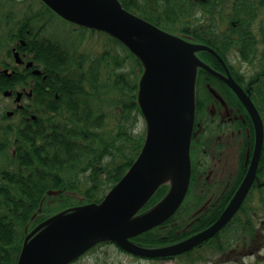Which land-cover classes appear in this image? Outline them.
<instances>
[{
	"label": "trees",
	"instance_id": "1",
	"mask_svg": "<svg viewBox=\"0 0 264 264\" xmlns=\"http://www.w3.org/2000/svg\"><path fill=\"white\" fill-rule=\"evenodd\" d=\"M119 1L126 10L182 38L190 27L194 37L190 42L205 44L222 57L228 44L234 45L238 54L243 51L239 15L231 17L237 21L236 28L229 24L222 32L212 30L218 38H211L202 28L214 24L215 15L207 21L194 22L197 19L194 0ZM225 1L198 0V3L217 10L222 19ZM45 11L48 9L42 4L33 17L42 16ZM81 30L78 42L88 41L97 32L104 34L112 45L90 55L78 54L73 43L68 48L43 38L28 42L36 63L46 75L40 82L49 87V96L42 95L41 107L35 111L36 120L18 130L16 156L6 155V163L0 165V264H17L26 235L56 212L100 202L134 163L144 144L146 128L138 126L139 120H144L138 101L143 63L115 37L84 27ZM261 39L260 52L264 57V26ZM115 45L126 52L121 60L113 53ZM250 50L255 52V48ZM197 56L211 68L213 61L217 62L206 51L198 52ZM203 72L206 70L197 68L196 82ZM191 172L189 191L179 209L162 224L131 238L132 242L162 247L202 231L220 216L242 178L240 175L226 181L225 177L217 180L210 177L209 184L207 179L201 182L194 164ZM169 188L168 182L161 184L137 215L157 205ZM261 218H264V163L230 222L200 246L172 258L201 264L216 254L228 257L238 253L239 257L232 258L234 262L252 255L249 257H256L253 263L260 264L264 255L258 251L251 254L249 246L264 240L258 227ZM107 243L115 244L101 241L96 246Z\"/></svg>",
	"mask_w": 264,
	"mask_h": 264
},
{
	"label": "water",
	"instance_id": "2",
	"mask_svg": "<svg viewBox=\"0 0 264 264\" xmlns=\"http://www.w3.org/2000/svg\"><path fill=\"white\" fill-rule=\"evenodd\" d=\"M41 1L72 23L114 36L141 60L145 68L138 101L146 137L137 159L100 203L64 209L39 223L26 235L17 264H67L103 240H112L141 257L172 256L214 236L243 203L256 176L262 146L263 128L257 110L231 80L256 128L253 157L233 198L213 224L180 242L148 248L130 241L167 220L186 195L191 176L196 69L200 66L217 74L195 53L203 50L220 57L206 45L187 42L132 14L118 0ZM165 182H170L165 197L149 211L136 215Z\"/></svg>",
	"mask_w": 264,
	"mask_h": 264
},
{
	"label": "flooded vegetation",
	"instance_id": "3",
	"mask_svg": "<svg viewBox=\"0 0 264 264\" xmlns=\"http://www.w3.org/2000/svg\"><path fill=\"white\" fill-rule=\"evenodd\" d=\"M193 12L197 17L194 22L207 21L211 15H215L214 24L202 28L211 38H218L212 30L222 32L229 24L236 28L237 21L231 17H241L242 53L238 54L235 46L228 44L225 56L218 54L220 59L215 56L217 62L212 63L211 69L218 75L204 69L206 72L195 83V120L190 143L191 167L194 164L201 182L207 179L210 184V177L213 180L225 177L227 181V178L242 175L240 184L252 160L256 128L246 103L229 80L248 95L262 123L258 176L259 168L264 163V57L260 52L264 0H226L221 12L222 19L217 10H209L206 5L202 7L198 0H194ZM52 19L47 14L37 18L33 17V13L24 16L22 0H0V87L6 86L0 90V97L5 102L0 107V145L5 147L8 144L13 156L18 150L15 145L18 130L36 120L35 111L41 107L42 95L49 96V87L40 82L46 75L36 63V55L28 42H39L43 38L62 44L70 43L69 38L61 39L49 31ZM59 19L63 20L61 17ZM190 31L189 27L188 33H183L187 41L194 39ZM250 47L255 48V52H251ZM36 69L40 70L39 74L34 72ZM2 151L5 156L6 150ZM263 247L262 239L249 246L250 253L261 251ZM87 253L90 251L80 258ZM151 260H173L181 264L179 258L172 257Z\"/></svg>",
	"mask_w": 264,
	"mask_h": 264
},
{
	"label": "rangeland",
	"instance_id": "4",
	"mask_svg": "<svg viewBox=\"0 0 264 264\" xmlns=\"http://www.w3.org/2000/svg\"><path fill=\"white\" fill-rule=\"evenodd\" d=\"M23 1V11L24 16L30 13H35L36 10L40 9L41 6L37 2V0H22ZM49 31L55 36H58L61 39L69 38L70 43H66L68 48L73 46L77 47V53L82 54H91L97 55L102 51L104 46H111L112 42L107 39L104 34H96L92 38H89L88 41L85 42H78L79 38L83 31L76 26H72L68 22H65L57 17L55 20L52 19V22L49 27ZM48 31V32H49ZM46 31V34H49ZM88 34V33H87ZM76 43V44H75ZM114 55L118 56V60H121L126 54L123 48L119 45H115ZM116 67V66H115ZM117 68V67H116ZM119 70V67L116 69ZM5 105V102L0 97V107ZM138 126L144 127L143 119L139 120ZM258 227H260V233L264 234V224H260V222L264 223V218L258 219ZM261 255H264V249L260 251ZM238 253L230 254L228 257L227 255H219L216 254L215 256H210L207 261L202 262L201 264H254L256 257H249V256H242L237 259L236 262L233 261V257H237ZM239 257V256H238ZM97 259H102L99 263H96ZM105 259V262H103ZM260 264H264V258L260 257ZM181 264H188L185 259L179 260ZM74 264H176L173 260H151V259H144V258H136L131 256L127 253L121 252L114 244L107 243L98 246L94 251L91 253H87L79 260H77Z\"/></svg>",
	"mask_w": 264,
	"mask_h": 264
}]
</instances>
